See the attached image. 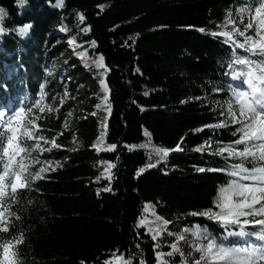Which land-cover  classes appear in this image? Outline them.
I'll return each mask as SVG.
<instances>
[{
  "label": "trees",
  "instance_id": "obj_1",
  "mask_svg": "<svg viewBox=\"0 0 264 264\" xmlns=\"http://www.w3.org/2000/svg\"><path fill=\"white\" fill-rule=\"evenodd\" d=\"M61 1L57 8L58 0H30L17 15L14 0H0L10 13L6 26L31 24L27 37L10 33L0 42V112L4 121L13 117V127L17 119L23 125L22 148L37 143L51 148L39 153L48 165L32 166L33 171L48 169L36 184L40 193L31 192L36 203L28 215L18 212L27 229L20 247L31 258L29 264H162L160 250H168L180 229L194 220L207 223L216 236L238 228L216 219L212 211L220 185L241 180L231 169L241 160L227 152L217 155L215 149L240 138L232 132L247 116L237 111L240 119L235 116L227 127H217L226 114L212 111L209 97L228 93H213L205 79L244 89L243 78L232 80V69L219 66L217 58L235 46L244 58L264 59L252 54L250 29L243 35L235 32L232 45L213 35L233 33L236 8L250 4L254 10L256 0ZM56 23L71 28L70 36L85 44L83 55L67 56L64 65L49 51L58 38ZM91 56L103 57L105 82L89 91L92 110L69 126V114L83 91L77 80L91 85L82 65ZM245 67L237 65L236 71ZM65 71L70 80L61 79ZM98 115L106 126V144L115 148L99 152L94 147L101 129ZM7 130V124L0 127ZM25 130L31 132L26 143ZM145 143L149 146L143 147ZM160 149L169 150L164 160ZM259 163L264 162L244 161L247 168ZM109 164L114 167L106 169ZM17 193L23 197L27 189ZM202 212L211 213L197 217ZM252 213L245 230L251 243H264L250 234L264 228L256 223L264 213ZM157 230L161 235L153 239ZM15 231L9 226V233ZM166 262L180 264L181 259L172 254Z\"/></svg>",
  "mask_w": 264,
  "mask_h": 264
},
{
  "label": "clouds",
  "instance_id": "obj_2",
  "mask_svg": "<svg viewBox=\"0 0 264 264\" xmlns=\"http://www.w3.org/2000/svg\"><path fill=\"white\" fill-rule=\"evenodd\" d=\"M30 3V0H14V5L17 7V15H22L25 6ZM260 4L264 6V0H260ZM252 6L250 4L241 5L236 8V13L241 17L247 15L251 12ZM231 15V10L226 9ZM10 13L6 6L0 5V42L3 41L4 36L10 33H14L20 38H25L28 36L31 24L25 23L24 25H13L11 27L6 26L5 21L9 18ZM233 31V35L235 34ZM227 35V33H226ZM227 44L232 45L233 40L231 36L225 41ZM236 46L243 49L246 47L243 43H238ZM217 64L221 67L228 65L232 69L230 75L232 80L244 79L245 83L248 85L247 89H241L236 84L231 82H223L213 79H205V82L211 87L213 93L216 92H227L228 95L223 97H209V102L212 104V111L221 110L220 114L223 116L226 114V118L220 120L217 127H226L234 121L236 112L240 111L242 115L246 118L248 110L259 111L264 108V59L253 61L242 57L237 51L236 47H232L231 51L219 56L217 58ZM237 65H245L246 67L241 71H236ZM47 71V70H46ZM49 75L51 73H48ZM3 112H0L2 115ZM227 148L229 154L235 155V151L231 146L217 147L215 149L217 155L223 156L224 149ZM48 150L41 147L40 144L26 145L24 148L23 159L25 162V169L22 170L24 174V179L26 181L27 193L22 197L18 193H9L7 196L0 195V202H2L3 207L7 210V215L9 217H15L16 219H9L7 221V230L3 226H0V264H29L30 257L26 256L24 249L20 247L27 237L25 235L27 229L23 227V216L18 215L22 213L23 215H28L30 213L31 207L36 203V198L31 196V192L34 190L40 193L41 189L36 187L37 182L42 179V173L47 171L46 166H42L37 171L32 170V166L35 164L48 165L49 161H42L39 153ZM59 164L58 161L55 162ZM234 182H230L227 185H220L219 191L223 195L225 192L230 191ZM16 205L17 210H12V206ZM9 226L16 229L15 232L9 233ZM186 230L180 233L181 240H192L197 243L195 251L201 253L200 261L197 264H208L210 259V253L207 250V245L203 244L204 240L209 238V233L211 231L207 223H199L196 221L190 222L185 226ZM264 232V229L260 230ZM257 232H253L252 235L257 236ZM264 238V237H262ZM216 239L213 238V243ZM264 250V246H261ZM7 251V256L4 255ZM192 253L185 256L180 264H190V257Z\"/></svg>",
  "mask_w": 264,
  "mask_h": 264
},
{
  "label": "snow or ice",
  "instance_id": "obj_3",
  "mask_svg": "<svg viewBox=\"0 0 264 264\" xmlns=\"http://www.w3.org/2000/svg\"><path fill=\"white\" fill-rule=\"evenodd\" d=\"M58 2H61V0H58ZM253 7L255 8L256 18L264 22V6L260 4V0H256ZM199 30L203 31V29ZM213 35H220L225 38V41L229 36L234 38L232 33L226 31L213 33ZM241 35H243V33ZM252 54L264 57V46L254 47L252 49ZM102 59L103 57H101V60ZM41 111H43V109H41ZM22 115L23 110L16 114L17 117ZM4 116V113L0 115V127L7 124L8 130L0 131V169H2V171H0V195L7 196L10 192L13 194L17 193L18 189H27V186L22 171L26 167L23 156H20L19 160L16 159L20 153H24V148H21L20 144L17 143L18 129L12 126V116H9L7 121L3 120ZM17 123H19L18 119ZM27 123L30 126L32 122L30 121ZM238 123L241 126L232 132L234 136L240 133V138L234 141L231 146L235 151V155L229 154L227 148L224 149V153L227 152L229 156L239 157L241 160L239 164L231 165V169L234 170L232 175L239 176L241 180H251L253 183L245 184L237 181L230 190L231 201H229L227 205L224 202V194H221L220 211L214 214L215 218L225 223L240 225L239 232L234 233L228 231L225 240L231 235H249L244 226L248 225L250 221L244 219L243 223H241L240 219L242 216L249 215L245 209H252L254 212L259 211L260 213H264V204L261 205L259 210L253 207L258 202L264 201V163H259L258 166L252 168H247L244 164V161L248 160L249 157H251L254 165L258 162H264V120H261L260 111L248 110L246 120L239 121ZM30 136L31 132L25 130L23 133L25 143ZM240 144L244 145L242 149L236 147V145ZM109 147L115 148L116 146L111 145ZM176 150L182 149L177 147ZM198 150L203 151L204 149L200 147ZM48 151H51V148H49ZM168 151V149H160V152L163 153L160 155V160L165 159ZM111 166L114 167V165ZM197 170L200 172L205 171L204 168H198ZM233 196L237 199L233 200ZM204 215H208V213ZM10 218L11 217L7 215V210L3 207L2 202H0V226H3L5 230H7V221ZM256 223L264 224V220L256 221ZM261 229L253 232H257L258 234L255 237H257L259 241L264 242V238H262L264 237V232H261ZM149 230L152 231V229ZM253 232L250 234L252 235ZM159 235H161V232L157 230L153 239ZM202 243L207 245V250L210 253L209 260L212 261L222 262V264H258V262H264V250L261 248V246H264V243H250L248 246L243 247L226 246L224 242H219L217 240L213 243L212 237H209ZM7 254V251H5L4 255L7 256ZM168 255H172V253ZM124 264H131V260L124 262ZM162 264H167V262L163 261Z\"/></svg>",
  "mask_w": 264,
  "mask_h": 264
},
{
  "label": "rangeland",
  "instance_id": "obj_4",
  "mask_svg": "<svg viewBox=\"0 0 264 264\" xmlns=\"http://www.w3.org/2000/svg\"><path fill=\"white\" fill-rule=\"evenodd\" d=\"M62 5H63V2L61 1V2L57 3L56 7L61 8ZM83 22H84V17L82 15H79L78 25H82ZM57 23L55 24L54 30H55V33H56L58 38L56 39L55 42L51 41V45L49 46V51L54 56H58L60 59L59 63L61 65H64L67 63V56H70L72 58L81 57L84 53L85 44L76 41L74 38H72L70 36L71 28H67V27L62 26V25H57ZM233 27H234V30H236L235 32H237L240 35L242 33L244 34V33L248 32L247 30L250 29L252 31V33H250V34H252V36L254 37V39L252 41V46L253 47L264 46V22H262L261 20H258L256 18L255 9L252 10L249 14L244 15L243 17H241L239 14H237L235 12L233 15ZM85 31H88V29H85ZM244 49L248 50L247 46ZM82 65L85 68V73L87 75H89L92 79L90 82L91 85L90 86L81 85L82 84V81H81L82 78H80V80H77V83L79 84L80 87H82L83 91H82L81 98L77 101L76 107L69 114V117L67 120V125H69V126H74L75 124H77L78 121L81 119V116H82L84 111H91L92 110L91 104L88 102L89 91L93 90L96 87V84L103 86L104 82H105V76H106L105 63H104L103 59L101 60L100 56H91L89 59L84 60ZM5 69L8 70L9 66H6ZM67 74H68V72L65 71L64 74H62L61 79L64 81L70 80V78L68 77ZM235 81L238 82V80H235ZM244 88L247 89L245 86H244ZM99 110H101L102 114H103L105 109L103 106H100ZM259 111L261 113V120H264V110L260 109ZM98 117H99V123L101 125V129H100V133H99L98 138L94 142V147L98 148L99 152L100 151H107L109 149V145L106 144V139H105L106 126H105V128L103 127V118L99 115H98ZM236 118L240 119V117L237 115H236ZM15 127H17V129H18L17 143H19L20 146H22L20 135H21L24 127L21 124V122H19ZM148 146H149L148 143H145L143 145V147H148ZM17 157H16V159H17ZM110 168H111V166L109 164L106 169H110ZM237 181H239L240 183H245V184L253 183V181H251V180H232L231 182H234L236 184ZM232 199L235 200L237 198L233 196ZM221 200H222V196H221V193L219 191V195H218L216 203H215L216 208L214 211H212V213L215 214V213L220 211L219 205H220ZM229 201H231L230 191L224 193L225 204L227 205ZM262 203H264V201L258 202L253 207L255 208V207L261 205ZM245 211L248 212L249 215L240 217L241 223H243L244 219L249 220L253 214L252 209H245ZM205 213H208V212H202V213L198 214L197 217L204 218L207 216V215H204ZM209 213H211V212H209ZM194 221L197 222V220H194ZM236 225L239 227L234 228L232 226V227L226 228L224 231V234L219 235V236L214 235L210 231L209 237L215 238L219 242H224L226 246H238V245L234 244L233 241H237L240 239L247 240L248 239L247 236L231 235V236L227 237V240H225V236L227 235L228 231H231L234 233L239 232L240 225H238V224H236ZM184 230H186L185 226H183L180 229L178 241L175 242L174 244L168 245L169 246L168 250H163V249L160 250L159 262L162 263L163 261H166L167 257L169 256L168 255L169 253L175 254L181 260L185 256H187L189 253H192V255L190 257V264H197V262L200 261L201 253L199 251H195V248L197 247L198 242H195L192 240H181L180 239V233ZM250 243L251 242H249L246 246H248ZM201 264H203V262H201ZM208 264H222V262H216V261L208 260ZM258 264H259V262H258Z\"/></svg>",
  "mask_w": 264,
  "mask_h": 264
}]
</instances>
